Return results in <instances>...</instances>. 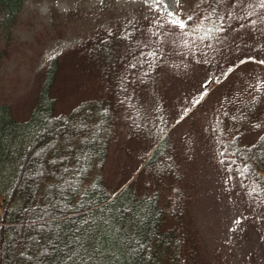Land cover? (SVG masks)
Segmentation results:
<instances>
[{
	"label": "trees",
	"instance_id": "trees-1",
	"mask_svg": "<svg viewBox=\"0 0 264 264\" xmlns=\"http://www.w3.org/2000/svg\"><path fill=\"white\" fill-rule=\"evenodd\" d=\"M213 1L198 2L193 19H184L185 30L200 38L212 29L204 41L232 30ZM24 2L0 0V35L13 33ZM172 26L157 14L119 18L85 37L83 54L69 52L78 58L84 90L67 110L58 108L53 89L70 55L45 65L27 115L0 101V264H212L178 180L164 184L175 169L160 155L165 138L136 157L137 168L115 190L105 183L120 128L137 137L151 110L160 115L159 48ZM212 127L221 163L264 240V96L223 111ZM251 134L254 141L244 142Z\"/></svg>",
	"mask_w": 264,
	"mask_h": 264
},
{
	"label": "rangeland",
	"instance_id": "rangeland-1",
	"mask_svg": "<svg viewBox=\"0 0 264 264\" xmlns=\"http://www.w3.org/2000/svg\"><path fill=\"white\" fill-rule=\"evenodd\" d=\"M200 1L25 0L13 33L8 38L0 35V101L25 116L45 65L55 55H70L73 48L83 54L85 37L111 29L119 18L157 14L170 23L176 16L169 12L184 20ZM212 4L233 22L231 32L204 41L172 24L159 48L155 88L162 95L160 115L149 106V126L146 122L137 137L120 128L104 169L105 183L115 190L137 168L136 157L165 138L160 155L175 169L164 184L178 180L202 236L204 256L212 264H264V240L253 211L238 181L221 163L212 127L223 111L249 96H264V63H260L264 61V4L261 0H214ZM77 63L76 56L66 58L53 89L63 110L82 97L84 79ZM209 80L207 95L195 104ZM254 138L255 134L246 135L244 142ZM139 178L140 185L143 178L147 180L143 172ZM158 185L169 193L165 185Z\"/></svg>",
	"mask_w": 264,
	"mask_h": 264
},
{
	"label": "snow or ice",
	"instance_id": "snow-or-ice-1",
	"mask_svg": "<svg viewBox=\"0 0 264 264\" xmlns=\"http://www.w3.org/2000/svg\"><path fill=\"white\" fill-rule=\"evenodd\" d=\"M156 2L159 3L160 0H156ZM177 3H179V0H177ZM168 15H169V16H173V15L176 16L175 19H172V20L170 21L171 24H173V25L179 27V28L182 29V30L186 28V26H187V21L181 20L177 14L172 13V12H169ZM192 19H193L192 16H189V17H188V20H192ZM202 26H203V21H201L199 24H197V25L195 26L194 31H195V30H199V28H201ZM216 30H217V31H220V30H222V29H216ZM211 32H212V29H208V31L205 32L204 37H202V39H203V38H206V37H208V36H210ZM186 34H187V33H186ZM185 43H186V42H185ZM249 59H251V58H249ZM244 62H245V61L242 60L240 63H244ZM260 63H264V61H260ZM228 71L231 72L232 69L230 68V69H228ZM217 82H219V81H217ZM210 83H211V80H209V81H207V82L205 83V85H204L205 91H204L203 93H201L200 98H199L198 100H195V102H194L195 104L200 103V101L204 98V96L207 95V87H208V84H210ZM187 111H188V110L186 109V110H185V113H184L185 115L187 114ZM181 118H183V117H181Z\"/></svg>",
	"mask_w": 264,
	"mask_h": 264
}]
</instances>
